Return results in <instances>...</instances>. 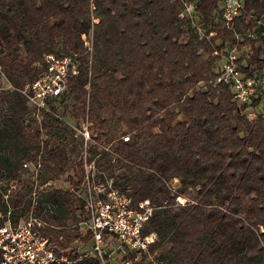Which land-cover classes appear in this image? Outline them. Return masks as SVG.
<instances>
[{"label": "trees", "instance_id": "trees-1", "mask_svg": "<svg viewBox=\"0 0 264 264\" xmlns=\"http://www.w3.org/2000/svg\"><path fill=\"white\" fill-rule=\"evenodd\" d=\"M198 2L213 23L218 0ZM179 13L171 0H0V226L38 218L56 252L79 257L92 244L80 226L87 165L93 186L156 206L143 234L158 238L131 264H264V112L248 118L216 83L214 55L237 42L242 72L264 77V0H245L211 42ZM49 54L79 73L37 110L23 90ZM63 178L67 189L37 190Z\"/></svg>", "mask_w": 264, "mask_h": 264}, {"label": "built area", "instance_id": "built-area-1", "mask_svg": "<svg viewBox=\"0 0 264 264\" xmlns=\"http://www.w3.org/2000/svg\"><path fill=\"white\" fill-rule=\"evenodd\" d=\"M171 1L179 5V17L190 29L200 39L210 42L217 34L216 24L230 28L235 18L245 9V0H218V12L213 23H206L199 11L198 0ZM241 36L236 33L235 38L240 40ZM247 36L255 38V33L248 32ZM214 55L220 57L216 83L228 86L234 99L240 104H246L245 112L248 118H257V110L264 112V77L242 72V52L237 42L225 51L216 49ZM45 61V72L23 90L28 103L37 110L46 109L47 100L50 98L61 96L69 79L79 73L78 61L72 56L59 57L49 54ZM257 98H260L261 104L257 106L259 108L253 104ZM81 134L87 147L90 141L87 126ZM124 139L128 140L129 137ZM24 167L33 174L39 169V166L32 163H26ZM86 169L87 177L83 184L82 196L87 218L80 226L82 231L92 234L90 249H83V254L77 258L66 252H56L49 239L39 230L44 223L38 218L30 217L21 219L15 225L7 221L0 226L1 264H79L88 256L96 257L101 264H131V253L146 251L158 238L155 232L143 234L145 224L156 210V206L149 199L135 204L130 195L114 188L112 182L93 186L89 179L90 167L86 165ZM47 185H51L50 182ZM76 193L78 194V191ZM177 201L184 205L187 199L179 196ZM115 249L119 251V259L114 255Z\"/></svg>", "mask_w": 264, "mask_h": 264}, {"label": "rangeland", "instance_id": "rangeland-1", "mask_svg": "<svg viewBox=\"0 0 264 264\" xmlns=\"http://www.w3.org/2000/svg\"><path fill=\"white\" fill-rule=\"evenodd\" d=\"M4 84H7L6 82H4ZM82 132H85V127L82 129V128H76V136H78V135H82L81 133ZM32 167V166H31ZM39 171H40V169H38V171H37V173L36 174H33V173H31V174H33V175H31V177L32 178H37L38 177V173H39ZM50 184L51 185H47V184H45V185H38V191H42V190H44V189H49L50 187H54V188H62V189H67V188H69L70 187V184L68 183V181L65 179V178H63V179H59V180H55V181H51L50 182ZM88 249H90V246H86ZM85 247V248H86ZM85 248H83V249H85ZM114 255H115V257L117 258V259H119L120 257H119V251L117 250V249H115L114 250Z\"/></svg>", "mask_w": 264, "mask_h": 264}]
</instances>
